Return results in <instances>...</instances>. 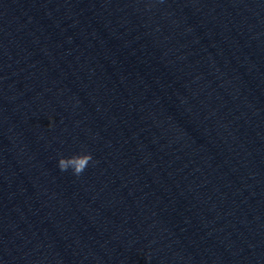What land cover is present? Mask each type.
<instances>
[{"label":"water","instance_id":"95a60500","mask_svg":"<svg viewBox=\"0 0 264 264\" xmlns=\"http://www.w3.org/2000/svg\"><path fill=\"white\" fill-rule=\"evenodd\" d=\"M0 264H264V0H0Z\"/></svg>","mask_w":264,"mask_h":264},{"label":"clouds","instance_id":"9594fccd","mask_svg":"<svg viewBox=\"0 0 264 264\" xmlns=\"http://www.w3.org/2000/svg\"><path fill=\"white\" fill-rule=\"evenodd\" d=\"M92 154L82 150L69 156L58 155L56 159L57 168L60 171H70L73 175H79L92 162Z\"/></svg>","mask_w":264,"mask_h":264}]
</instances>
